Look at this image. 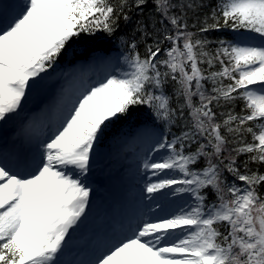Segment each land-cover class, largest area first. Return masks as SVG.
<instances>
[{"label":"snow or ice","instance_id":"6c2138e0","mask_svg":"<svg viewBox=\"0 0 264 264\" xmlns=\"http://www.w3.org/2000/svg\"><path fill=\"white\" fill-rule=\"evenodd\" d=\"M99 34L117 55L81 48ZM62 58L39 131L0 148V264H264V0H0V122ZM137 107L138 209L87 227L96 146Z\"/></svg>","mask_w":264,"mask_h":264},{"label":"rangeland","instance_id":"374dc122","mask_svg":"<svg viewBox=\"0 0 264 264\" xmlns=\"http://www.w3.org/2000/svg\"><path fill=\"white\" fill-rule=\"evenodd\" d=\"M111 55L115 56L117 55L116 51H111ZM71 57H68L70 59ZM70 68V65H60L57 63L54 70H50L47 79H45L43 82L38 83L36 86L31 88L28 93V98L24 102L23 107L20 110L19 116H13L6 122H0V132L3 136H5L8 140V144L11 147V149H19V148H26V145H23L22 138L17 136L18 129H21V124H23V119H28L29 115L33 112L34 108H37V106L45 99H47V95H51L50 93H53L54 87L59 86V81L63 79L62 73L65 71H68ZM58 88V87H56ZM148 115V114H147ZM146 115V116H147ZM131 126V123L125 124L115 133L112 134L109 137H102L100 140V143L96 146V151L100 152L102 154V162L98 164L95 168V173H98V175L101 174L102 170L104 169L106 171L105 176H112L117 178V180H121L122 182H126L127 186L130 190L129 197H132V200H136L138 203L139 197L141 192L138 190L140 186L142 185L144 177L138 176H128L130 178L129 181H127V178L125 177V166L123 164V161L121 159H125L129 162V158L132 160V163L134 162L133 155L131 151L128 149L127 146L121 144L119 142V138L126 132H129V127ZM1 141V140H0ZM118 161V164L120 163L122 166H118L116 164ZM94 162H95V154H94ZM93 162V163H94ZM135 165V162H134ZM131 172V171H130ZM132 174L135 175V170H132ZM101 178V177H100ZM135 179V180H134ZM133 183H137L133 184ZM92 188V187H91ZM94 190V188H93ZM132 191V193H131ZM132 194V195H131ZM183 201L180 199L179 201L176 200V203L172 205L168 204L167 201H161V203L164 204L165 209L168 211L173 210L177 205L181 204ZM168 204V205H165ZM77 235L78 234H75Z\"/></svg>","mask_w":264,"mask_h":264},{"label":"trees","instance_id":"16d2710c","mask_svg":"<svg viewBox=\"0 0 264 264\" xmlns=\"http://www.w3.org/2000/svg\"><path fill=\"white\" fill-rule=\"evenodd\" d=\"M151 7V5H149ZM243 32L236 33L231 29H221L219 32L209 34V39L216 40L217 38H227V39H238L239 34L241 35ZM114 42H109L102 38V34H99L95 40H88L85 38H81V48H94L97 50H109L112 49ZM66 59H61L59 62H63ZM148 111L145 108L137 107L132 109L129 116L125 120L117 121L113 125H110L106 130L105 135H109L110 133L117 132L120 127L125 124L131 123V126L138 124L142 120H146L148 118ZM147 115V116H146Z\"/></svg>","mask_w":264,"mask_h":264},{"label":"bare ground","instance_id":"6f19581e","mask_svg":"<svg viewBox=\"0 0 264 264\" xmlns=\"http://www.w3.org/2000/svg\"><path fill=\"white\" fill-rule=\"evenodd\" d=\"M54 97H55V95H54ZM23 121H24V119H23ZM21 125H22L21 129H18L16 134H17L18 137H21L22 140H25V136L27 135L26 134L25 122L23 124H21ZM3 138L4 137H3V135L0 132V140L3 139ZM24 144H25V142H23V145ZM121 161H123L124 166L128 167V164H129L128 161H126L124 158L121 159ZM101 162H102V154L100 152L96 151L95 152V162L93 163L91 174L89 175L88 180H87V183L89 184V186L98 187L100 185V182H102V180H104L106 178L105 177L106 171L104 169L102 170L100 175H98V173L94 172L96 166H98V164H100ZM117 163H118V161H117ZM107 182L110 184L109 186L112 188V191H115V192L117 191V193L119 192L118 196L121 197V199H122V197L124 198L123 193H120V192H123V191L121 189H119V188H116L117 182H115V180L108 179ZM174 200H172L171 202H173ZM168 203H170V201H168ZM90 207H91V209L89 210V212L90 211L93 212L94 215L96 216V219L93 220V221L92 220H88V222L86 224L87 227H94V226L99 225V224L103 223L104 221H106V218L104 216L99 215V213H97V206H96V202L94 201V198H93V193H92V197H91V205H90ZM82 231H84L83 227H82V229L80 231H78L75 234H78V236H79Z\"/></svg>","mask_w":264,"mask_h":264}]
</instances>
